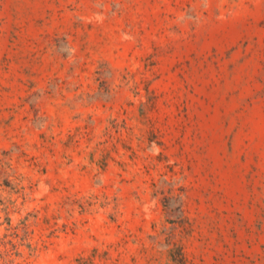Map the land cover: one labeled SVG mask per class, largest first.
<instances>
[{
    "label": "rangeland",
    "instance_id": "obj_1",
    "mask_svg": "<svg viewBox=\"0 0 264 264\" xmlns=\"http://www.w3.org/2000/svg\"><path fill=\"white\" fill-rule=\"evenodd\" d=\"M0 264H264V0H0Z\"/></svg>",
    "mask_w": 264,
    "mask_h": 264
}]
</instances>
